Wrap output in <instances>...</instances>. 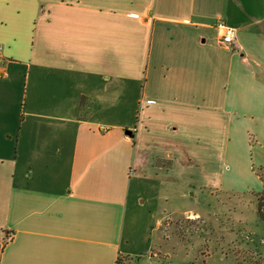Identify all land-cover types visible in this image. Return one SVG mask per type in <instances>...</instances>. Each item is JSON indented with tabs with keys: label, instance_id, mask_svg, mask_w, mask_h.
<instances>
[{
	"label": "crops",
	"instance_id": "0c3cea01",
	"mask_svg": "<svg viewBox=\"0 0 264 264\" xmlns=\"http://www.w3.org/2000/svg\"><path fill=\"white\" fill-rule=\"evenodd\" d=\"M0 45V264H176L166 189L264 127V0H0Z\"/></svg>",
	"mask_w": 264,
	"mask_h": 264
},
{
	"label": "rangeland",
	"instance_id": "374dc122",
	"mask_svg": "<svg viewBox=\"0 0 264 264\" xmlns=\"http://www.w3.org/2000/svg\"><path fill=\"white\" fill-rule=\"evenodd\" d=\"M234 134L238 150L231 159L218 162L216 176L209 180L211 187L222 191L171 186L164 193L159 213L156 211V230L170 244L169 254H177L176 264H188L186 256L190 255L210 261L223 257L228 264H264V223L257 217L254 196L264 180V127L256 131L236 124ZM244 139L250 141L248 150L242 148ZM202 179L199 182L205 176ZM148 185L136 197L138 202L143 200L136 206L138 219L158 209V196L151 199L157 193Z\"/></svg>",
	"mask_w": 264,
	"mask_h": 264
},
{
	"label": "built area",
	"instance_id": "2783aa9c",
	"mask_svg": "<svg viewBox=\"0 0 264 264\" xmlns=\"http://www.w3.org/2000/svg\"><path fill=\"white\" fill-rule=\"evenodd\" d=\"M215 37L219 45L232 48L236 41V30L225 24H219L215 27ZM3 50L0 45V61L3 57Z\"/></svg>",
	"mask_w": 264,
	"mask_h": 264
},
{
	"label": "trees",
	"instance_id": "16d2710c",
	"mask_svg": "<svg viewBox=\"0 0 264 264\" xmlns=\"http://www.w3.org/2000/svg\"><path fill=\"white\" fill-rule=\"evenodd\" d=\"M261 181V190L254 194L256 198V214L258 219L264 223V180ZM7 238V236H6ZM116 264H129L124 259L119 258Z\"/></svg>",
	"mask_w": 264,
	"mask_h": 264
},
{
	"label": "water",
	"instance_id": "95a60500",
	"mask_svg": "<svg viewBox=\"0 0 264 264\" xmlns=\"http://www.w3.org/2000/svg\"><path fill=\"white\" fill-rule=\"evenodd\" d=\"M127 135H130V132H126Z\"/></svg>",
	"mask_w": 264,
	"mask_h": 264
}]
</instances>
